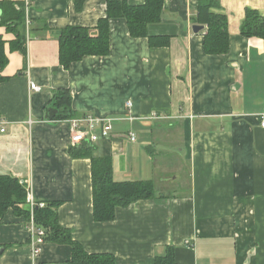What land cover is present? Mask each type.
I'll return each mask as SVG.
<instances>
[{
	"label": "crops",
	"instance_id": "0c3cea01",
	"mask_svg": "<svg viewBox=\"0 0 264 264\" xmlns=\"http://www.w3.org/2000/svg\"><path fill=\"white\" fill-rule=\"evenodd\" d=\"M11 1H28L29 24L25 54L10 50L16 35L0 26L9 56L0 68V174L26 187L21 208L30 213L32 200L59 201L60 225L87 252L112 254L117 264H155L169 248L178 264H264V38L241 33L247 10L264 17V0H215L212 11L229 22L227 53L203 50L207 26L193 31L199 0H163L161 20L147 33L166 44L133 37L124 18H112L109 55L66 68L62 30L97 31L108 0H86L79 11L75 0ZM31 81L42 89L32 90ZM67 89L77 117L112 120L111 135L94 144L112 158L114 179L153 181L155 198L117 207L111 221L95 220L91 159L70 154V119L56 118L53 105ZM169 143V152L150 153ZM5 214L0 264L71 260L72 246L46 241L34 261L30 217Z\"/></svg>",
	"mask_w": 264,
	"mask_h": 264
},
{
	"label": "trees",
	"instance_id": "16d2710c",
	"mask_svg": "<svg viewBox=\"0 0 264 264\" xmlns=\"http://www.w3.org/2000/svg\"><path fill=\"white\" fill-rule=\"evenodd\" d=\"M85 1L75 0L78 11L83 8ZM217 5L218 2L215 0L198 1L196 21L207 26L203 42V50L207 54H224L229 51V22L224 13L212 11V7ZM106 10V17L101 18L97 24V31L93 32L84 26H66L62 30L59 38V55L65 68L88 55H109L111 47L109 21L112 18H124L129 26L130 34L136 38H150L151 45H163L168 41L161 37H150L147 33L151 23L161 20L164 11L163 0H146L145 3L136 5L130 4L127 0H108ZM0 13V26L6 27L16 35V38L10 42V50L25 54L26 37L28 36L25 2L0 1ZM241 33L247 37L264 38V17L257 10H247ZM6 45L7 42L0 36V68L6 67L9 63ZM53 98V105L59 110L56 118L68 120V118L77 117L72 109L73 97L68 89L57 91ZM70 154L75 158L87 157L91 159L93 212L96 221H111L116 215L117 207H127L133 202L156 197L153 181L142 179L116 181L113 174L112 158L98 153V147L93 142L85 140L70 147ZM27 194L26 187L16 177L0 174V223L9 209H14L16 213L30 217L29 210L21 208L28 203ZM59 205L60 202L56 201L46 203L42 207H35V220L39 226L47 228L46 241L72 246V258L68 264H117L114 255L89 253L81 243L73 239L71 231L59 223L57 213ZM155 264H178L173 249L169 248L167 254L158 256Z\"/></svg>",
	"mask_w": 264,
	"mask_h": 264
},
{
	"label": "built area",
	"instance_id": "2783aa9c",
	"mask_svg": "<svg viewBox=\"0 0 264 264\" xmlns=\"http://www.w3.org/2000/svg\"><path fill=\"white\" fill-rule=\"evenodd\" d=\"M28 6V1L26 3V8ZM29 24V21H27ZM31 89L34 91H40L42 86L36 84L35 82L31 81ZM128 105L131 106L132 102L129 101ZM260 121L262 127H264V110L260 114ZM70 126H71V138L70 141L72 146H76L82 143L85 140H89L93 143L97 142V140L101 137L108 138L111 135V131L114 128L112 124V120L108 118H100V117H92V116H82V117H75L70 119ZM1 131H5V128L1 127ZM129 139L132 141L137 140V136L134 132L128 133ZM45 202L35 203L34 200L31 201L30 204V219L28 228H30L31 232V256L33 260H37L42 251L43 246L46 244V236L48 234V230L45 227H41L37 224L35 220V207H42L45 206Z\"/></svg>",
	"mask_w": 264,
	"mask_h": 264
},
{
	"label": "rangeland",
	"instance_id": "374dc122",
	"mask_svg": "<svg viewBox=\"0 0 264 264\" xmlns=\"http://www.w3.org/2000/svg\"><path fill=\"white\" fill-rule=\"evenodd\" d=\"M174 145L173 144H154V146H151L150 147V153L153 155V156H158L159 154H161V152H169V150L173 147ZM170 160V159H169ZM173 158H171V162H173ZM169 163V161H168ZM157 169V168H156ZM160 170L157 169V173H159Z\"/></svg>",
	"mask_w": 264,
	"mask_h": 264
},
{
	"label": "water",
	"instance_id": "95a60500",
	"mask_svg": "<svg viewBox=\"0 0 264 264\" xmlns=\"http://www.w3.org/2000/svg\"><path fill=\"white\" fill-rule=\"evenodd\" d=\"M0 15H1V13H0ZM204 28H205L204 25L195 24L193 27V31L199 32V31L203 30ZM0 252H1V250H0Z\"/></svg>",
	"mask_w": 264,
	"mask_h": 264
}]
</instances>
